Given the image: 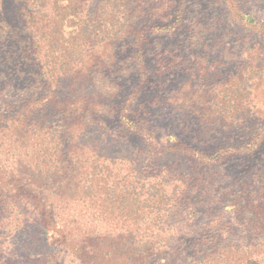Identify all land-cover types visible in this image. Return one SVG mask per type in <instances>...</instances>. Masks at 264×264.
I'll return each instance as SVG.
<instances>
[{
    "label": "trees",
    "instance_id": "trees-1",
    "mask_svg": "<svg viewBox=\"0 0 264 264\" xmlns=\"http://www.w3.org/2000/svg\"><path fill=\"white\" fill-rule=\"evenodd\" d=\"M22 1L0 20V264H264V22L245 0H221L234 26L211 40L187 0L147 23L128 0ZM110 126L111 157L85 139Z\"/></svg>",
    "mask_w": 264,
    "mask_h": 264
},
{
    "label": "rangeland",
    "instance_id": "rangeland-1",
    "mask_svg": "<svg viewBox=\"0 0 264 264\" xmlns=\"http://www.w3.org/2000/svg\"><path fill=\"white\" fill-rule=\"evenodd\" d=\"M171 1L174 5H178V0H128L129 3H138L141 5L145 12L146 15H148L146 20H144V23L149 22V19L156 15H160V10L163 8V5L165 2ZM97 0H88L87 5H89L90 9H94L96 6ZM187 10H186V15L184 17V22H189L191 19L195 17L198 21L204 19L208 20L209 25H214V23L218 26L217 28L215 27L213 32H212V37L211 39H214L216 35L218 36H224L223 32L224 30L222 29L223 26H229L233 28L234 23L231 21V17L229 15L228 9L224 6L223 1L221 0H187ZM22 6L24 7V11H27L30 8V3L25 2L23 3L22 0H0V9H3L7 12V15L5 17L1 16L0 12V20L7 19L10 17L13 19H19L24 18V13L22 16L21 8ZM245 6V7H244ZM244 9L245 12L248 10H251L253 15H256L262 22H264V0H245L244 4ZM20 11V12H19ZM4 12V11H3ZM5 13V12H4ZM145 18V17H144ZM157 22H160L156 20ZM170 21V20H169ZM163 23V22H162ZM225 26V27H226ZM184 38H182L183 43L187 40V37L183 35ZM228 46L234 45L235 49L234 52L240 51L242 49L241 44H236L234 42V39L230 37V39L226 42ZM246 43V42H245ZM181 46V45H180ZM176 49H178L179 54H181V49L176 46ZM153 53L149 54L148 57V62L149 65L152 67L156 66V59H154V56H152ZM248 54H245V57H247ZM190 74L188 75V72L186 74H179V77L174 76L173 77V83L176 84L178 82H184L185 80L189 79ZM66 88L69 89V85L66 84ZM77 94V96L83 95L86 97H91L93 95H96L95 89L93 87H89V85H78L75 89L72 90ZM69 92H64L61 94V96L67 95ZM72 93V92H71ZM100 127H92L90 129V135L86 137V142L91 140V143L89 144L90 147L94 148L97 147L99 151L106 155L111 157V155L114 153V148L113 150L111 149V145H106L108 142H111V135L113 133V130L115 126H110L106 129V133L102 135V133L99 130ZM166 133V130H162V134L164 135ZM116 152V151H115ZM121 155V154H120ZM16 243H23V240L18 238L16 240ZM20 246L17 247V249ZM15 249V248H14Z\"/></svg>",
    "mask_w": 264,
    "mask_h": 264
}]
</instances>
